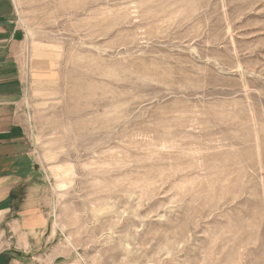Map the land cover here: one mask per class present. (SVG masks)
Wrapping results in <instances>:
<instances>
[{"label": "rangeland", "instance_id": "374dc122", "mask_svg": "<svg viewBox=\"0 0 264 264\" xmlns=\"http://www.w3.org/2000/svg\"><path fill=\"white\" fill-rule=\"evenodd\" d=\"M14 2L35 258L264 264V0Z\"/></svg>", "mask_w": 264, "mask_h": 264}, {"label": "crops", "instance_id": "0c3cea01", "mask_svg": "<svg viewBox=\"0 0 264 264\" xmlns=\"http://www.w3.org/2000/svg\"><path fill=\"white\" fill-rule=\"evenodd\" d=\"M16 16L14 0H0V264H26L29 257L45 264L35 257L49 219L38 200H28L37 171L27 134L26 45Z\"/></svg>", "mask_w": 264, "mask_h": 264}, {"label": "bare ground", "instance_id": "6f19581e", "mask_svg": "<svg viewBox=\"0 0 264 264\" xmlns=\"http://www.w3.org/2000/svg\"><path fill=\"white\" fill-rule=\"evenodd\" d=\"M33 65H34V66H37V64H35V63H34Z\"/></svg>", "mask_w": 264, "mask_h": 264}]
</instances>
